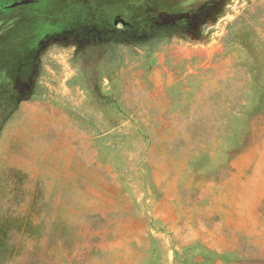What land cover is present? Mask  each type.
<instances>
[{
  "label": "rangeland",
  "instance_id": "374dc122",
  "mask_svg": "<svg viewBox=\"0 0 264 264\" xmlns=\"http://www.w3.org/2000/svg\"><path fill=\"white\" fill-rule=\"evenodd\" d=\"M0 264H264V0H0Z\"/></svg>",
  "mask_w": 264,
  "mask_h": 264
},
{
  "label": "trees",
  "instance_id": "16d2710c",
  "mask_svg": "<svg viewBox=\"0 0 264 264\" xmlns=\"http://www.w3.org/2000/svg\"><path fill=\"white\" fill-rule=\"evenodd\" d=\"M5 232H2L1 231V234H0V261H4L5 259H7L8 257H10V251L9 249H6V245H5Z\"/></svg>",
  "mask_w": 264,
  "mask_h": 264
}]
</instances>
